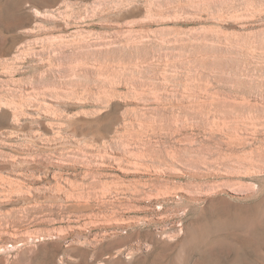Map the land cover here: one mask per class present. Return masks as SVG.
<instances>
[{
	"label": "rangeland",
	"instance_id": "rangeland-1",
	"mask_svg": "<svg viewBox=\"0 0 264 264\" xmlns=\"http://www.w3.org/2000/svg\"><path fill=\"white\" fill-rule=\"evenodd\" d=\"M0 264H264V0H0Z\"/></svg>",
	"mask_w": 264,
	"mask_h": 264
}]
</instances>
